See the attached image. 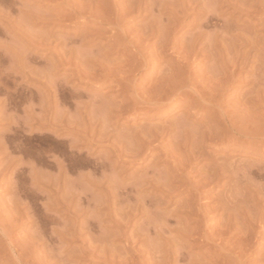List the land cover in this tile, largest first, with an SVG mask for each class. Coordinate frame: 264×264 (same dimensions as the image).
I'll return each instance as SVG.
<instances>
[{
    "label": "rangeland",
    "instance_id": "1",
    "mask_svg": "<svg viewBox=\"0 0 264 264\" xmlns=\"http://www.w3.org/2000/svg\"><path fill=\"white\" fill-rule=\"evenodd\" d=\"M6 1L5 0H0V15H1L0 16V55H1V57H3V58H1L2 60L0 59L1 60L0 67L2 68V72H0V76L2 78L4 77V79L6 78V80L9 79L10 76L11 77L13 76V77L12 78L10 77V79H9L10 82H8V80H7V83H8L7 85L8 86L6 85V87L4 89L5 91H3V90H2L3 92L0 91V102H1L0 103V141L3 143V141H5L6 139L8 141L9 138H10L11 141H8V142H13V143H11L12 145L18 146L20 144L19 145L20 147L18 146L19 149L16 151V153H19V151H20V153H19L20 156H19V154H16V153L14 154L15 151L12 152L13 154L11 153L12 157L15 156L14 158H16V160H18V162H21V160H23V159H27V161L25 160L24 162H28V160H34L35 158L39 160L41 158V157H39L40 154H41V151L43 152L42 154H45V155H48V153L50 152L49 154H51L53 156H49L48 155L50 158L52 157L51 159L49 158L50 161L48 163V167L46 165L45 166L46 168L45 167H39L38 169L42 170V168H43V171H48L47 173H51L52 174V176H53L52 179H55V180H58V181H59V179L65 178L67 176L66 177L67 179H61L59 181L58 186L60 185V187L58 189L51 188L52 190L56 189L57 192H56V190H54L52 192H56L57 194L49 192V193H51V194H49V197H50V199L52 198L51 200H49L50 203H52L50 205H53V206L49 207V205H47L46 208L48 209V207H49L48 210L45 208V205L48 202L43 199L44 197L41 194L42 192L40 190H38V189L36 190L37 191L36 194H34L35 191L34 192L32 191L33 193L31 194L30 193L31 191L29 190V192L25 193L26 196H23L22 199H21V201L23 203V205H22L23 207L22 208L25 209V210L22 209L24 211L23 213L26 215L25 212H27V210L30 209L28 211V213H30V217L32 215L36 216V214H37V216L35 218H33V219L36 222H39L38 225H40V226L41 225L42 226L45 225L46 226L45 222L47 223L50 220L49 224H51V225H48V223H47V225H48L47 228L48 229L45 228V229H47L46 234L50 238L49 249L46 251L47 252V256L49 254H51L50 252L53 253L52 257H51V255H49V257L51 258V261L53 260V262H51L49 257H48L49 263L50 264H52V263L53 264L54 263L55 264H58V263H60V264H62V263H64V264H121V263L125 264L124 261H122V259L123 260H127L129 262L130 260L128 258H130L131 261L129 263L127 261H125L126 264L127 263L128 264H137L135 262L139 261L141 259L140 255L138 256V254H143V255H141V256H143L142 257V261H140V263H138V264H141V263L142 264H177L178 262H179L178 264H198L197 262H199L200 258L203 261L200 259L201 262H199V263H202V264H213L214 261L212 259H214L216 257V255H219V256L216 257L219 262L215 259V261H217V264H225V263L228 264V262H229V264H233L235 260L238 262V259H236L235 256L236 255L239 256V254L241 253L239 247L242 246V245L240 246V242L242 241L241 237L243 236V234L245 232L247 233L249 231H251V233L256 231L255 232L256 235H254L255 237H252V239H251L252 241L251 240L249 241L250 242L249 245H248V243H246L244 241L241 242L244 245V247L242 249L244 250L245 254H247V256H248V257L245 258V259H248L245 264H264V254L262 253V252H264V140L257 139V140H254V141H252V140L248 141V139L246 140L245 138H239L237 141L233 140V141L230 142V144L233 145L234 147L232 146L229 149L226 148L227 147L226 143H228V140L227 141L225 140V142L223 141L222 144L218 143L219 145L216 144L215 142L208 143L209 145L206 148L207 151L209 153H212L213 156L216 157L217 159H220L221 163H223L225 161L224 159H226L227 165H229V164L232 165L233 164V166L231 168H233L234 170H233L232 173H228L227 175H225L224 176L225 178L222 179V182L218 186H216L215 188H211V189L209 188L208 190H206V193L203 195V197H201L200 200L196 201L194 206L198 207V206H203L204 205L203 208H196V209H202V214H204V216H205V223H206V225L208 227L211 226L210 228H212V230H215L216 227L217 228L220 227V229L222 228V224H223L222 222H225V219H227L226 216L228 217L227 214H229V212L233 213V211H234L236 213V214L234 213L235 217L236 216H238V217H236V218L234 217V223H233V226L230 229L231 232L229 231L227 233V234H230V235H226V234H222V235H219V236L218 235H215V236L212 235V238H211V235H210L209 236L210 239L208 238L210 240V244H208L210 246V248H209V246L207 247L206 246L207 244L205 245V243H204V241H205V240H203L204 238L199 236V234L197 235V234H195V233H193L191 231L192 228L196 226V224L198 225L197 222H194L196 215H194V216L192 215V216L189 217L187 215V213H185V210L183 208L184 207L183 206L184 202L187 200V198H188L187 195H189V192H176V193L174 192V193H168L167 194V193H163L161 191H156V190H154L152 188V186H149L150 185L149 178H150L151 181L155 182V180L158 179L157 177L160 178V176H162L161 174H163L162 172H163V170H165V167H170L171 165L173 166V162L170 159H169V162L168 161L161 162V160H163L164 158L162 156H159V152H160L159 150L151 152V155L147 159H143V160H139V159L134 160V159H131V158H130V160H128L129 158L126 159L124 157L118 159V157H116V154H113L111 152V146H110V145H112L113 142L114 143L115 142L118 143L119 141H121V139L123 140V138L128 139L129 137L127 138L126 136H129L131 134V132H133V130L138 128L139 126L140 127H145V126L146 127H148V126L150 127L151 125H152L151 127H155V125H156V127H159L160 125H161L160 127L170 126V128L173 129L172 131L170 129V132H169V134L172 136L171 140H174L175 138H177V136H176L177 133L176 132H178V131H175L177 128H178L177 130H179V129L181 130L182 128H186V127L189 128L190 125H193V124H190L192 121H193L192 123H194V121H196V123H197V124L194 123V125L196 127V130H194V131H198L199 129L202 130L203 127L206 130L208 128L207 123H206L205 120L202 121L204 119V115L201 114L199 116H196L195 115V111L193 109L192 110L194 112L191 110L190 107L182 105L181 104L182 100L179 101V99H178L177 103H179V105L178 106L175 105V107H173V109L169 108V106L167 105L169 110L166 109L167 107H165L163 110L164 111L168 110V111H165V113H158L157 111H152L149 114H144V113L142 114L141 113L137 117L132 118L131 120H128L127 118L129 116H123V117L117 118V117H115L117 114L113 113V115L112 114L109 115L108 113L105 114V111H104V115H109V116H107V118L108 117L109 118L108 119L105 118L106 116H104V115H103L104 116L103 117L102 116L103 112L101 114V111H99L102 108L101 107L102 101H100V100L103 99L102 98L103 95H106V94L109 95V96H107L105 98V100H103V101H105L103 103H107V101L110 98H116L117 101H121L122 100V96L118 97L117 91H115V88L117 89V87L103 85L101 83L103 80L99 81L97 78H93L94 80H91L90 81L91 83L87 86L86 85L87 84L86 80L82 81L81 79H75L76 78L75 77V74H76L75 66L70 67V68L69 67H59L57 71H55V70H53L51 68L48 69L49 65L47 67V64H45V63L49 64V62L54 61L55 55L50 53V51L48 49H38L36 47L34 49V47H33L34 45L30 41L24 40V39H22V37L20 38V36L17 35L19 33H17V34L15 33V32H18V31L19 32H22V31L30 32L31 31L30 33H32V30H33V32H36L37 34L40 33V35H42V34L46 35V33H48L47 35L51 34V35H53L52 36L53 39L49 38L50 39L49 41L50 42L53 41L52 45L53 46L55 45V47H58V50L61 51V48L63 49V46L65 45L66 42H68L67 45L70 44L69 41H68V38L73 37L74 35H78V34H84V33L89 34L90 31L93 28V27H91L92 25L91 24L89 25L88 22H86V21H82L80 18H76V17L74 18V16L71 17V18H61L60 20H53L55 18V16L52 14L53 11L50 13V9H52L51 8L52 6H50L49 4H51V2L47 3L45 0H12V1L11 0H6ZM113 1H115V0H113ZM116 1H117V3L123 4V5L126 2V0H124V2H123V0H116ZM119 1H121V2H119ZM148 1H150V0H145V3L147 4ZM160 1L164 2V0H159V2ZM172 1L171 2H169V1L167 2V0H166L165 2L169 3L168 6H170V3H171V5L173 3L174 4L173 6L177 7V5H178V7L180 8L181 5H179V3L176 2V1H179L180 3H182L181 0H174L173 2ZM186 1L190 2L189 4L186 5L188 7H185L187 9L189 8L188 9L189 12H187L188 15L186 13H184V12L188 11L187 9L184 8V11H182V12L184 13V16H185V14L187 15L186 16L187 17L186 18L187 22L189 21L191 25L188 24L189 22L188 23L186 22V25L188 24L187 26L185 24H182V26L184 25L185 27H181V25H179V27L182 28V29L180 28L181 30H179V33H178V36H179L178 38H180V40H179V42H178L179 44H177V46H178L179 49L182 48V46H183V45H181L182 42H183V38L186 39V41H187L189 39V37H191V34L194 35L195 31H196V33L197 32H201V29L204 28L205 32L204 31H203L204 33L202 32L203 33V37L205 36L203 38L204 40L200 41V43H198V45L200 44L201 47H200V45L199 46L197 45L196 50L199 48L203 52L204 49H205V52H206V49H208V46L213 41H215V44H216L221 39L222 43H221V41L219 43H217V47L218 48L221 47L219 49L222 50V51L223 50L224 51H226V50L228 51V49H226L224 47H227V48L230 47V49H231V47L233 46L232 44L234 43V42L231 43V41H234L235 40L234 38L238 37V36H234V34L236 32L233 34V37L231 36L232 34H230L231 33L230 25H232L234 22L237 23V25H240V24L243 25V27H242V25L236 26L235 23L232 25V28L236 27L235 29H237V32L239 30H242V31H239V33H237V35L240 34V32H241V34L242 33L245 34L244 33V31H245L244 27H245L246 30H247V28H250V29L252 28L253 30L252 29L251 30L254 33L251 34L252 32H250V35H253L255 37L257 36L256 41L259 39L258 40L259 42H256V41L255 42L264 44V10H262L261 8H257L255 10L253 9L252 12H250V11L247 12L246 10L244 12V11H241L240 9H239L240 11H237L238 9L235 8L234 5L230 6V5L224 4L225 6H223V4L220 5V3L218 5H220L223 8H220V6L218 8V7H216L218 5L215 4L216 0H214V4H213L214 6H210V4H208L209 1H210V3H212L213 0H205V1H208V3H207L208 5H204L205 2L203 3V5L207 6L208 8L207 7L203 8L204 6H202V8H200L199 5H201L204 0L202 2H199L200 0H196V1L195 0H186ZM256 1H261V0H256ZM152 2H154V4H156V5H157V3L159 4L158 0H154ZM174 2H176L177 5ZM234 2H235V0L233 1V3ZM198 3H201V4H198ZM191 5H194L195 8H193L194 6H191ZM212 7H215V9L212 8ZM181 8H182V6H181ZM190 8H192L193 10H190ZM195 9H197V10H195ZM201 9L202 10L204 9L203 10L204 13H203V11ZM207 9H210V10L212 9L211 12H213V9H214V11L217 9L216 10L217 13L215 11L214 14L218 15V17H220V18H217L216 15L209 16V15H211L213 13L210 14L209 10H207ZM157 11L158 10H156V12ZM205 11H207L209 13H207ZM156 12H155L156 15L158 13H160V11H158L157 13ZM163 12H165V11L163 10L161 12L164 16L163 15H161V16H163L162 19L166 20V21H162V22H163V24H165L167 22V18L166 17L170 14V11L169 10L167 11L168 14H166L167 12H165V14H164ZM44 13L49 15L48 19L43 20V19H38L37 18L38 16H42V14L44 15ZM149 13L150 12H148L147 10L146 11L144 10L142 16H136V13L134 12L133 14H131L133 16L130 15L129 18H128L131 21V22H129V26H133V25H135V27H137L136 25H138V27H139V25H140V27H141V25L146 26L149 23V19L151 21V19L153 18V17H151L153 15L151 13L150 14ZM2 14H4V15H2ZM34 14H35V16L36 15L37 16L35 17ZM39 14H41V15H39ZM155 14H154V16H156ZM50 15H51V19H50ZM204 15H206V16H204ZM161 16H159V14H158V17H160V19H161ZM171 16L172 15H169L168 17H171ZM207 16H209V19H208ZM147 17L148 18L150 17V18L147 19ZM210 17L211 18L212 17H216V18H213V19H215V20H213ZM205 18L208 19V21ZM204 20L206 22H204ZM27 22L29 24H27ZM224 22L226 23V26H224V24H223ZM228 22L230 23L229 25H227ZM145 23H146V25H145ZM177 23L179 24V22H177ZM210 24L211 25H215V26L217 25V27L215 28L214 26H210ZM28 25H29V27L31 29L29 28L28 30H26L28 28L27 27ZM199 25H200V28L197 29ZM201 25L203 26V28H201ZM220 25H221V27H220ZM222 26L225 27V28L227 27L228 30H229L228 31L229 33L227 32V28L225 29ZM191 27L192 28L195 27L196 29L195 28L192 29ZM238 27L241 28V29H239ZM188 28H191V29L189 30ZM214 28L217 29L219 32L216 33L217 30H215ZM219 28H221V29H219ZM232 28H231V30H235L234 28L233 29ZM223 29H225V30H223ZM13 30H15V31H13ZM191 30H192V33H191ZM197 30H200V31H197ZM221 30L225 31L224 34H223V32ZM247 31L249 33V30H247ZM206 32H208V33H206ZM232 32H234V31H232ZM255 32H257V33H255ZM185 33L188 36L189 35L190 36L188 37L186 35L187 36L186 37ZM212 33L213 34H218L219 33V35H217V36H219L220 39H219V37H217V39H216L217 42H216V40L212 41V39H211V38H213V39L216 38V37L215 38L213 37L214 35H212L211 37L209 36V34H212ZM225 33H226V37H229L228 41H226L227 38H224V36H223V35H225ZM227 33L230 34V36H228ZM207 35L210 37V41L211 42L207 41L209 39V37ZM253 36H248V37L252 38ZM258 36L260 38H262V39L258 38ZM55 37H56V39H54ZM230 37L233 38L234 40L233 39L230 40ZM222 38H224L223 39L224 42H223ZM57 39L58 40L59 39H61V40L64 39V40L63 41L59 40L60 41L59 42ZM65 40H67V41L65 42ZM89 40L90 41L92 40L90 36L87 38L86 42L89 41ZM238 40L240 41V39H238ZM49 41H47V42H49ZM97 41H99L100 43H104V41L107 42V39L106 38L105 39L104 38H98ZM155 41H157V39H153L151 41V44H153ZM186 41H184V42H186ZM188 41H191V40H188ZM188 41L186 42V44L188 43ZM205 41H206V43H205ZM237 41H235V42L239 44L240 42H237ZM241 41H242V39H241ZM260 41H262V42H260ZM86 42H84V43L78 42V43H76V45L73 44L75 46V48L72 45L73 46L72 48L75 49L74 51L77 54H78V52L76 50L79 49V52H80L79 54H82L84 52V50H85L83 55L80 56L78 54L79 57H81V58H84V55L86 53H87V55L90 53L89 48L86 47L87 45H85ZM203 42L205 44H203ZM63 43H64V45H63ZM79 43H80V45H79ZM224 43H225V46H224ZM236 43H234V45H236ZM242 43H244V41H242ZM242 43L240 45H242ZM183 44H185V43H183ZM219 44H223V45L220 46ZM226 44H228V45H226ZM238 44H237V46H238ZM261 44H259V46L261 48L264 47V46H261ZM78 45L81 46V47H79ZM204 45H206V46L208 45L207 48ZM65 46H64V50H67V48L68 49L71 48V46H69V45L67 47H65ZM222 46H223V49H222ZM14 47L15 48L17 47V48L15 49ZM152 47L149 50H147V54H148V51L150 53V51L152 49L154 50L155 47L154 46H152ZM21 48H23V49H21ZM211 48L212 47L210 46L209 49L211 50ZM219 49H218V51H220ZM248 49H250V48L248 47ZM260 49L257 50L258 52L256 51V49L255 50L253 49L252 55H253V52L254 53L257 52V54H255V56H256V55H258V53L260 51V55H259L260 58H262V56L264 58V55L261 54V50ZM19 50H20V52H18ZM86 50H87V52H86ZM210 50L206 52L207 54H209L208 58L211 57L210 56V54H211ZM262 50L264 51V48H262ZM22 51H23V53H22ZM81 51H83V52H81ZM5 52L6 53L8 52L9 54L8 53L5 54ZM24 52H26V53L28 52L27 53L28 56H29V54H31V55H35V57L37 58L35 64L33 63L30 67H28V69H29L28 71H30V72H26L23 69H22L23 70L22 71L21 68H20L21 64H22V60H20V58L17 57V56L19 54L26 56L27 54L24 53ZM166 52H167V50H166ZM198 52H200L199 54L201 56L198 55L197 56L198 59L196 58V60L200 59L202 62L201 61H196L194 71L196 69L198 70L199 68L200 69L203 68V69H206V70L210 69V66H212L211 65L212 63H210V62H212V61L211 60L209 61V59L208 60L206 59L207 60V62H206L205 58L203 59V56L206 53L203 52L204 54L202 55L201 54L202 52L200 50ZM11 53L15 54V55H12ZM170 53L171 52H168L167 54H170ZM227 53H229V52H227ZM221 54L222 53H220V55ZM223 54H224V52H223ZM162 55L164 56V54H162ZM12 56L13 57L16 56L17 58L16 57L15 58L17 60L15 61L14 60L15 58H12ZM163 56H162V58H163ZM170 56L168 55L166 57V59L168 57L169 58L167 60L171 59ZM172 56H173V54H172ZM205 56H208V55H205ZM10 57H11L12 62H13L12 64L10 62L11 61ZM76 58H77V56H76ZM172 58L177 60V57H172ZM260 58L258 59L259 61H261ZM26 59H27V57H26ZM26 59L24 57L23 60L25 61ZM210 59H212V58H210ZM8 60H9V64H8ZM251 60L253 62L251 63V61H250V65L245 67L246 69L242 71L243 73L241 72V75H240L239 79H237L239 82L237 80H236L237 81L236 83L234 82L235 86L233 85V89H232L233 91H231L230 94L228 93L229 95H227L225 91L223 92V90H221L219 87H217L218 91H220V90L222 91V92L220 91V95H217V93H219V92H216L215 93V95H216L215 97L216 98L214 100L211 101L210 99L209 100L205 99L206 101H204V102L198 101V106L200 105V109L203 108L201 110L204 111V109L208 108V110L211 109L209 111L210 113H212L214 110L215 111L217 110V112H218L219 109L215 107V105H217V102L215 103V101H217L216 99L219 96L220 97L218 99L221 98V100H218L220 102L218 104L220 105V108H222L224 110H228V108L230 110L231 109L230 107H233L234 104H235L234 102H237V101H238V103H242L244 101V99H245L244 102L246 103L247 98H249V96H251V94L254 96L255 95L254 92L250 93L252 90L249 91V93H246V92H248L247 89L250 90L249 88H251V85H250L251 84L250 83L251 79L252 80L254 79L253 78L254 77L253 76L254 73H252L253 69L255 68V71H256V67H259L257 63L254 64L255 66L257 65L256 67L253 66V63L256 62V60L254 58H251ZM19 62H20V64H19ZM262 62H264V59H262ZM164 63L167 65V62H164ZM207 63H209V64H207ZM13 64H15V65H13ZM165 64L164 65L162 64V65L166 66ZM216 64H218V63H216ZM37 65H38V67H37ZM199 66H201V67H199ZM11 67H13L14 70H13V68L11 70ZM33 67L35 68V70H34ZM197 67H199V68H197ZM162 68H161V65H160L159 70H161ZM200 69H199V72H203L204 71L203 69H201V70ZM37 70H38V72H35ZM49 70H51V71H49ZM197 70H196V73H197ZM238 70L240 71V69H238ZM238 70H237V73H236L237 75L240 74V72ZM14 72H16V73H14ZM45 72L46 73H48V72L51 73L52 72L51 73L52 76L50 75V77H52L51 79L59 80L60 82L62 81L63 83H65V85H66V82H67V84L69 85L68 87H71V88L74 87V91H75V93L77 92L76 93L77 95L80 92L79 94H81V96H79V95L78 96H79V98L81 97L80 98L81 100L78 98L79 101H80L78 103L79 104L78 105V110L80 108V110H82L84 112V114L82 115L83 116L82 119H84L85 122L84 121L83 122L86 123L85 128L87 129V133L84 132L82 134L84 137L81 138L82 141H85V142H82V143H87V144H83L84 145L83 146V148H84L83 158H81L80 161L77 160V159L75 160V159L71 158L70 161L73 164H71L69 162L70 164H68V165L70 167L68 168L67 171H65L66 173L65 172L62 173L63 172L62 170L60 171L61 172L60 173V177L64 174L61 178H57L58 175H59L58 173H59L60 169L58 170V167H57L56 163H57V161L58 162H62V160L64 158L63 157L64 153L71 154V152H72L69 149H68L69 152L67 150H66L67 152H65V150H64V149H67V148L65 147V144H64L65 142H63V139H62L63 137L60 136L64 131H60L59 129L58 130L57 129H53L52 127H48V128L44 127L42 129V131H40V133L38 132L40 135L36 134L37 133L36 131L39 129L40 126H38L37 124H36L37 126L35 125L36 120H34V119L39 116V115L36 116L37 114L41 113L40 112V107L43 104V102L41 101L42 99L40 98V96L42 94H43V96L48 94L47 93V88L45 86H49V82L48 81H50V79L48 77L49 75L45 76V74H46ZM1 73L2 74L5 73L4 76L1 75ZM35 73H38V76H41V77H38ZM146 73H149V72L148 71H145V72L143 71V73H141V76L145 75ZM159 73H160V71H158V73L156 75V78H154L153 82L156 81ZM41 74H43L44 76H42ZM53 74H55V75L53 76ZM18 75L21 77V79H19ZM32 75L35 76V77H33ZM5 76H7L8 78L5 77ZM22 76H24V77H22ZM42 77H44V78H42ZM46 78H47V80H45ZM95 79L98 80V83L96 82ZM39 80L40 81L42 80V81L40 82ZM51 81H54V80H51ZM153 82L148 83L146 88L151 87ZM216 83H217L216 81L212 82V84H216ZM46 84H48V85H46ZM6 88H7V90H6ZM12 88H13V90H12ZM7 91H8L9 94H12V95H13V93L16 94V95H14L12 97V99L14 98V100L12 101V104H10L11 106L10 105L8 106L9 109L7 107L5 108V106L3 104L5 98L7 97V94H8ZM234 91H235V94L233 93ZM10 92H12V93H10ZM37 92H39V93L37 94ZM45 92H46V94H45ZM67 93H68V91H67ZM72 93H71V95L69 93V98H68L69 101H68V103L66 102L64 105H62L61 108H59L60 111L58 109L57 111H55L53 113V115L51 114L54 118H56L55 117V115H56L58 117V119H59L61 117V115H59V114L62 111H65V109L68 110L70 107H71V109H69L70 111L68 110V112H70L71 115L75 113V110L77 109V105H75V104H77V101H78L77 97L78 96H75L76 94H74V93L72 94ZM245 94L247 96L246 98L244 96ZM207 95L208 96H206V97L209 98V94H207ZM211 95L212 94L210 93V96ZM221 95H223L225 97H221ZM31 96H32V98H31ZM33 96H35V97H33ZM100 96H101L102 99H99ZM2 97H3V99H2ZM90 97L96 98V102H97V99H99L97 104L95 103L94 99H92ZM227 97H229L230 101H233V100L234 101L231 102V104H230V101L228 102V98ZM72 98H74V100L77 99V101L75 100L76 103L73 101ZM222 98L224 100H222ZM240 98H242V99H240ZM1 100H3V101H1ZM91 101H94L93 104L95 103V105H94L95 107L97 105H99V110H98L99 112H97V108L98 107L96 108V111L94 110V108H93L94 106H92L93 104H92ZM208 101L214 102L215 104L210 103ZM206 102H207V104H205ZM227 102H228V105H225V104H227ZM72 103H73V105H72ZM238 103H236L235 106H238V105L241 106V104H238ZM229 104L232 105V106H229ZM260 104H262V105H260ZM39 105H40V107H39ZM87 105H89L87 107L88 109L86 108ZM196 105L194 104V106L199 109V107H197ZM201 105L203 107H201ZM205 105L209 106V107H205ZM247 105H248V109L251 108L250 109L251 111L250 110L248 111V109L245 108ZM247 105H245V107H243V105H242V107L245 108L248 112H250V115H255L256 114L255 113L256 110L260 114H262L264 112V103H262V102L256 103V104L254 102H252V103L247 104ZM227 106H229V107H227ZM257 106H258V108H257ZM74 108H75V110H74ZM189 109L191 111H189ZM200 109H199V111H201ZM186 110L188 112H190V113L186 112ZM34 112L37 113V114H35V116L33 115ZM191 112H192V114H191ZM6 113H8V114H6ZM85 113H86V116H84ZM41 114L43 115V113H41ZM44 114L45 115H43V118L47 117L48 116L47 114H49V113H47V112L45 113L44 112ZM187 114L192 116L193 118L189 119L190 117ZM66 115H68V114H66ZM66 115H65L66 120H67V118H69V119L71 118V115H69L70 117L66 116ZM99 115H101V116H99ZM4 116H5L7 121L4 120L5 119V118H3ZM32 116H34L35 118L33 119ZM52 116H48V117H50L49 118L50 120H51V118L54 119ZM113 116L115 118H113ZM184 116L185 117L188 116L189 118H187V119H189V120H187ZM9 117H11V118L13 117L14 118L13 120H15L16 122L18 121L19 123L23 124L24 126L28 125V122L29 123L31 122L33 127H31L30 124H29L30 126L29 125L28 126H29V128L31 127L32 129H35L34 132H36V133L33 132L32 135H31L29 133L30 131H28V133H27V130H24V129H20V130H18V132H16L15 131L16 129L14 127H12V121L9 120V122H8L7 118H9ZM48 117L45 118V119H48ZM73 117L76 118L75 114H74ZM101 117H103V118L101 119ZM182 117H183V119H182ZM195 117H197L198 119L195 118ZM1 119H3V120H1ZM32 119L34 120V122H33ZM69 119H68V121H69ZM96 119H97V121H95ZM180 119L181 120L186 119L189 122L188 123L189 126L185 125L184 127H181L182 126L181 124H183V123L180 122L181 121ZM55 120L56 119L51 120L52 121L51 123H54ZM100 120H101L102 123H100ZM102 120L105 121V123H104L105 125L107 124L110 127V129H111L110 132H109V127L107 128V126H105V128H107V130H103L105 128H103V126H104L103 122L104 121H102ZM174 120H175V122H174ZM15 121H13V122H15ZM57 121L58 120H56V122ZM107 121L110 124L106 123ZM93 122L95 124H93ZM96 122H98V123H96ZM183 122L185 124L186 121H183ZM25 123H27V124H25ZM115 123H116V125H115ZM101 124L103 126H101ZM176 124H178V125L180 124L181 126L179 125L180 126L179 127ZM92 125H95V126L97 125V126L93 127ZM174 126H175V128H174ZM29 128H28V130H29ZM31 128H30V130H31ZM90 128H93L92 132H93L94 135L91 134L90 130H92V129H90ZM192 128H189V129H191L190 131H192ZM197 128H199V129H197ZM204 128H203V130H204ZM99 129H100V131H99ZM193 129H195V128H193ZM101 130L104 131V136H105V133L108 131L107 135L105 137L106 138H107V136L109 137V139L111 141L110 145L107 144V143L103 144V143L99 142L101 136L103 135V131H102V134H101ZM126 131H128V132H126ZM120 132H121V135H120ZM14 133H16L15 134L16 137H15ZM126 133H129V134H126ZM11 134H12V136L14 135V137H15L14 140H13V137L11 136ZM124 134H125V136H123ZM85 135H86L87 138L85 137ZM92 135H93V138H92ZM99 135H101V136H99ZM113 135L114 136L117 135L118 138L114 137V138H116L114 140ZM59 136L62 137V138H60ZM65 137L67 138V136H65ZM68 137H70L72 139V137H74V136L70 133ZM167 139L170 141V137L166 138V142H168ZM86 140H87V142H86ZM116 140H119V141H116ZM28 141H30V143L32 142L31 143L32 145H29ZM96 141H97V143H96ZM176 141H177V139H176ZM170 142H172V141H170ZM173 142H175V140ZM5 143H6V141H5ZM25 143H28V144H25ZM37 143L40 144L38 146H41L42 150L40 149V147H37ZM67 143H70V140L68 141V139H67ZM98 143H101V144H98ZM236 143L237 144L239 143V144L236 145ZM34 144H35L37 149L39 148L38 150L36 148L35 149L31 148L32 146L35 147ZM63 144H64V146H63ZM24 145H26V146H24ZM42 145L44 146V150H43V146ZM104 145H106V146H104ZM27 146H31L29 150H28ZM21 147H24V149L21 148ZM235 147L236 148L239 147V148H237V150H236ZM21 149H23V150L21 151ZM31 149H32L33 152L34 151L38 152V153L35 152L37 156L35 155V153L30 151ZM24 150H28V152L27 151L25 152ZM44 151H46V152L48 151V153L46 154V152H44ZM21 152L22 153L24 152V154H26V155L28 154L27 157L30 158V159H28L27 157L26 158L23 157V156H26V155H24V154L21 155ZM39 152H40V154H39ZM157 155H158V157H157L158 159L156 158L154 160V156H157ZM2 156H3V159H1L2 158L1 156H0L1 157L0 159L3 161V162L1 161V163L3 164V163H5L4 160L6 161V160H8V158L5 157L6 158L5 159L4 155H2ZM22 157H23V159H22ZM207 164H208L207 160H202L201 162H199L196 165V170L202 169V166L207 165ZM20 173H22L24 175L26 174L25 176H29V173L27 174V170H24L23 167H22V170H20ZM153 173L155 175H153ZM156 174H157V176H156ZM54 176H56V177H54ZM143 176H145V178ZM12 177L13 176H9L8 175V179H10V178L12 179ZM140 177H143V178H140ZM110 179L111 180L113 179L114 181H116L115 183L117 185H115L114 181L113 180L111 181ZM55 180H53V181H55ZM14 181L16 182L17 180H14ZM30 181L28 180L26 182V184H27L26 185V189L28 187H29L28 189H30L33 185H36L35 181H34V184H33V181H31V182ZM101 181H103L102 184L100 183ZM11 182L15 183L13 181H11ZM55 182L57 183V181H55ZM60 182H63V183H60ZM66 182H68L67 183V185L69 184L68 186L66 185ZM108 182H110V184ZM132 182H135L136 185L133 184ZM141 182H144V184L145 183L146 184L145 185L143 184V186H141ZM31 183L33 185L30 187L29 185ZM56 183L53 182V187L57 186ZM5 184L0 186V188H1L0 189L1 190L0 191V198L2 199V200L0 199L2 201L0 203L5 204L4 208L2 207L3 204H0V211H3V212H0V214L2 215L3 219L5 218L4 219V220H6L5 222L8 223L6 217H8V218L10 217V216H8L10 214L9 213L7 214V210L8 211L10 210V208L8 206H9L11 200H12V195H11L12 192L11 191H13L12 190L13 187L10 186L11 184L10 185H8V183H5ZM54 184H56V185L54 186ZM100 184L102 185L103 189L105 187L106 188L103 190L101 188ZM103 184H105V185H103ZM132 184L134 186H136V187H134L135 190L132 189V186H133ZM64 185H66V186H64ZM120 185L122 186V188H125V189L121 191V187L119 188ZM72 186H74V187L72 188ZM114 186H116V191L114 189L115 188ZM6 187L8 189L10 187L11 188L8 190ZM184 187H186V185ZM35 188L36 187H33V189L31 188V190H34ZM72 189H73L74 192L72 191ZM107 190H109L110 192L107 191ZM38 191L40 192V194H38L39 193ZM113 192H117V194L116 193L114 194ZM129 192H132V193H129ZM29 193L32 196L29 195ZM120 193H122V194H120ZM126 193H127V195H126ZM33 195H34V197H33ZM117 195H119L120 197L118 196V198H116ZM9 197L11 198V200L8 199ZM228 197L231 200V206L234 207V208L232 209V207L230 206L229 211L227 209L226 210L227 212H225L223 209H221L222 208L221 205L224 204V199H225V201H226V198H227V200H229ZM121 198H122V200H121ZM123 198H125V200ZM128 198H129L130 203H128ZM30 199L31 200L33 199V200L31 201ZM62 199L66 203L62 202ZM107 199H109V200H107ZM35 200L37 201L36 203H35ZM42 200L45 201L46 204H42V203H44ZM102 200L104 202L109 201L112 204V205L110 204V207L112 206L111 209L110 208L107 209L106 206H104L106 203H104ZM126 200H127V204L124 203V202H126ZM5 201H7V203H9V204L4 203ZM8 201H10V202H8ZM141 201H143L142 204H141ZM26 202H27V204H26ZM100 202H101V204H99ZM28 203H29V207H28ZM33 203H35V204H33ZM97 203L99 205H101L102 207L101 206L99 207V205ZM103 203H104V205H102ZM113 203L116 204V205H114ZM151 203L154 204L153 207H147L146 206L148 204L150 205ZM6 204H7L8 208H6ZM125 204L128 205V206H126ZM137 204L141 208V210H143V209L144 210L143 211L140 210L141 212H139V213H137V212L134 213ZM144 204H146L145 205L147 207L146 210L149 209L147 211V213L145 212V208L146 207L143 206ZM232 204H234V205H232ZM25 205H27L26 208L24 207ZM34 205H35V207H33ZM67 205H69V206H67ZM129 205L133 206V207H130ZM123 207H125L126 209H124ZM43 208H45L46 210L45 209L43 210ZM132 208H133V213L130 212V210L132 211ZM121 209L126 210V211H124V215H123L124 217L122 216L123 211ZM108 210H111L113 215ZM119 211L121 212V214L119 213ZM47 212H49L47 214L49 217L45 214ZM2 213H5V217H4V215ZM125 213H126L127 217L125 216ZM132 214H134L135 217ZM27 215L29 216V214H27ZM43 215H46L47 218L45 216H43ZM120 216H122V218H124L126 221L123 220ZM132 216H133V218H131ZM222 216H224V217H222ZM23 217H24L25 220L23 219L24 222L23 221L22 222L25 225H24V227L22 229L18 230L20 235H21V237H23V238L27 237L26 239H31L30 238V237H32L30 235L31 233L34 236H36L38 234L37 236L39 237L40 234H41V233H39L40 226L38 227L39 229L37 231V228H35L36 226H34V222L35 221L32 218H31L32 221L30 219H28L30 217H27V219H26L25 216H23ZM43 217L45 219V222L43 221ZM119 217H120V219L123 220V222H122V220L120 221ZM112 218H114V219H112ZM191 218H192V220H191ZM9 219H10L9 224L11 222L12 223L14 222L13 224H15V222H16L15 220L13 221V219L11 217ZM11 219H12V221H11ZM235 219H236V221H235ZM46 220H48V221H46ZM116 220H118V221L123 223L122 227H121V225L117 224L118 222ZM217 222L218 223H222V224H220L221 226ZM251 223H254L253 229L250 227ZM36 224L37 223H35V225ZM88 224L90 225V227H89ZM8 226H10V225H8ZM49 226H50V229H49ZM85 227H86V230H84ZM74 228L82 229L84 232L81 230L80 234L83 233V236H82V234L80 236V234L77 233L79 235V237L80 238L82 237L83 239H86V241H88L90 239L89 242L92 243L93 246L97 247L98 249L99 248H101V249L104 248V251L102 250V252H104L106 254L104 255V253H103V255H104L103 256L101 254L102 252L100 253L101 249L99 250V252H98V250L95 251V253L91 252V250H90L91 249L90 248L91 244H88L89 242H87L85 244L86 245L85 246V245H83V242H82L83 240L80 239L77 234L75 235L76 236V238H75L73 233H74V230L77 231L78 229H74ZM91 228H92V230L87 231V230H89ZM61 229L62 230L66 229V234H64L65 232L63 233L61 231L62 235H60L59 230H61ZM141 229H144V233L146 235L143 233V230H141ZM29 230H30L31 233L29 232ZM33 230H35L36 232L33 231ZM18 231L16 233H18ZM23 231L25 233H23ZM48 231H49V233H48ZM67 231L69 232V234H67ZM124 231L127 234V235H125V237L121 236V235H123ZM149 231H150V233H149ZM71 232H72V236L73 237H71V235H70ZM77 232H79V231H77ZM258 232H260V233H258ZM26 233H30L29 234V236H30L29 238L27 236L28 234H26ZM34 233H37V234H34ZM138 233H140V234H138ZM51 234H52V236H51ZM140 235H143V237H140ZM196 235H197V237H196ZM223 235H224L225 238L228 237V236L232 237V240H231L230 237H228V238H230V239H227L228 241L227 240H225L224 242L222 241L223 243L226 244L227 248L225 246H223L224 244L221 243L220 240L219 241L217 240L218 237L220 239V238H222ZM127 236H128L129 239H127ZM257 236L258 237L260 236V237L258 238ZM92 238H95V240H93L95 242L91 241ZM225 238H222L221 240H223ZM3 239H4V237H3ZM211 239H213L216 243L214 241H212ZM202 242L204 243L203 244L204 247H202L203 246ZM3 243H4V241H3ZM41 245H42V242H41ZM99 245L102 246V247H99ZM171 245H172V247H170ZM50 246L52 247V249H51ZM230 246L232 248H236V249L234 250ZM248 246H250L251 248L253 247L252 249L256 251V255L251 253V250H250L251 248L248 247ZM85 247H86V250L84 249ZM174 247H176L175 249L177 250V252L175 251ZM214 247H217L218 251L219 252L221 251V253H223L225 255V258L223 257V255H221V253L217 252V248H215V250H214ZM223 247L226 248V250ZM105 248L108 250L107 252H105L106 251ZM230 248L232 249V251L229 253L227 251V249L230 251ZM42 249H43V247H42ZM40 250H41V248H40ZM243 250H241L242 253H244ZM1 251L4 252V253H2ZM1 251H0L1 252L0 254H5V256L3 255V257H6V258L2 259L3 261L5 259L6 261H8V263L15 264L14 263V259L11 258V254L9 255L8 252H5V250H1ZM42 251L43 250H41L40 253H39V250H38V255H40ZM204 251H205V253H204ZM235 251L238 254H236ZM168 252H169V254H168ZM180 252L182 254V255L180 254V256H182L181 257L182 260L177 259V258H180V256L177 255L176 253L179 254ZM224 252H226L227 254H225ZM261 253L263 254V256H261L262 255ZM7 254H8V256H6ZM189 255H190V257L192 256L193 260L189 257ZM242 255H244V254H241L240 257ZM53 256H54V259H53ZM112 256H113V258L115 257L114 260H113ZM185 256H187V257H185ZM227 256L232 257L233 259L232 258L229 259V257L227 258ZM0 257H1V255H0ZM101 257H103V259ZM107 257H111V258H107ZM207 257H209L212 261L209 258L205 259ZM218 257L219 258L222 257L221 261H223V263L222 262L220 263V260H219ZM197 258H198V260H197ZM9 259L12 260V261H9ZM189 259H190V261H189ZM225 259L226 260L228 259V261H226L224 263ZM159 260H162V261H159ZM163 260L164 261L166 260V261L164 262ZM186 260H188L189 262L186 261ZM205 260H206V262H204ZM4 263H7V262L4 261ZM235 264H237V263L235 262Z\"/></svg>",
    "mask_w": 264,
    "mask_h": 264
},
{
    "label": "bare ground",
    "instance_id": "2",
    "mask_svg": "<svg viewBox=\"0 0 264 264\" xmlns=\"http://www.w3.org/2000/svg\"><path fill=\"white\" fill-rule=\"evenodd\" d=\"M6 1V0H5ZM12 1V0H11ZM47 3H50L51 2V4H49L50 6H52L51 8L52 9H50V13L52 12V14L55 16V18L53 19V20H60L61 18H71V17H73L74 16V18L76 17V18H80L82 21H86V22H88V24L90 25H92L91 27H93L92 28V30L90 31V33L89 34H86V33H84V34H78V35H74L73 37H70V38H68V41H69V43L71 44H68L69 46H71V48L70 49H68L67 48V50H64V46L65 47H67L68 45H67V43L68 42H66L67 40H65V45H64V43H63V49L61 48V51H59L58 50V47H55V45L53 46L52 44V42L53 41H49L50 39L49 38H51V39H53L52 38V36L53 35H51V34H49V35H47L48 33H46V35H40V33L39 34H37L36 32H33V30H32V33H30V32H24V31H22L20 28V30L22 31V32H19L18 30V32H15L16 34L17 33H19V34H17L18 36H20V38L22 37V39H24V40H27V41H30L34 46V49H35V47L36 48H38V49H48L49 51H50V53H52V54H54L55 55V58H54V61H52V62H49V64L48 63H45V64H47V67H48V65H49V68L48 69H53V70H55V71H57L58 70V68L59 67H73V66H75V70H76V74H75V79H81L82 81L83 80H86L87 81V86L91 83L90 81L91 80H94L93 78H97L99 81H101V80H103L101 83L103 84V85H107V86H115V87H117V89L115 88V91H117V95H118V97H121L122 96V100L121 101H117V99L116 98H110L108 101H107V103H103V102H105V101H103V100H105V98L107 97V96H109V95H103V99L101 98V96H100V98L99 99H102V100H100V101H102V105H101V110H99V105H97L96 107L94 106L95 105V103L97 104V102H98V100L99 99H97V102H96V98H92V97H90V98H92V99H94V101H95V103L93 104V102L94 101H91L92 102V106H94L93 108H94V110L96 111V108H97V112H99V111H101V114H102V112H103V114H102V116L104 115V111H105V114H109V115H113V113H115V114H117L115 117H117V118H119V117H123V116H129L127 119L128 120H131L132 118H135V117H137L139 114H149L150 112H152V111H157L158 113H165V111H168L169 109H168V107H167V105L169 106V108H172L173 109V107H175V105H179V103H177V100L179 99V101L180 100H182L181 101V104L182 105H184V106H187V107H190L191 108V110L193 109L194 111H195V115L196 116H199V115H204V119L202 120V121H206V123H207V126H208V128L205 130V128H204V130H203V128H202V130L201 129H199V128H197V129H199L198 131H194V130H196V127H195V125H194V123L195 124H197L196 123V121H194V123H192L191 121V123L190 124H193V125H190L189 126V122L187 121V120H189V119H191V118H193L192 116H190V115H188L187 117H185L186 119L187 118H189V119H184V120H179L180 122H182L183 124H184V122L183 121H186L185 122V124L183 125V124H181L180 122V124L182 125H180L181 127H184L185 125L186 126H189V128H195V129H193L192 128V131H190L191 129H189L188 127H186V128H182L181 130L179 129V130H175V131H178V132H176L177 134H176V136H177V138H173L174 140H175V142H173L174 140H171V138H172V136L169 134V132H170V126H167V127H156V125H155V127H138V128H136V129H134L133 130V132H131V134L129 135V136H126L128 139H126V138H123V140L121 139V141H119V140H116V141H119L118 143L117 142H113L112 143V145H110L111 143V141H110V139H109V137L107 136V138L105 137L106 135H107V132L105 133V136H104V131L103 130H107V128L109 127L107 124L105 125L104 123H105V121L104 120H102V121H104L103 122V124H104V126L101 124V126H103V128H105V126H107V128H105V129H103V130H101V134H102V131H103V135L101 136V135H99V136H101V138H100V141L99 142H101V143H107V144H109L110 146H111V152L113 153V154H116V157H118V159H120V158H122V157H124V158H129L128 160H130V158L131 159H134V160H136V159H139V160H143V159H147L150 155H151V152H153V151H156V150H159L160 152H159V156H162L164 159L163 160H161V162H166V161H168L169 162V159L173 162V166L171 165L170 167H165V170H163V174H161L162 176H160V178L159 177H157L158 179L157 180H155V182L154 181H151L150 180V178H149V183H150V185L149 186H152V188L154 189V190H156V191H161V192H163V193H176V192H189V195H187L188 196V198H187V200L184 202V210H185V213H187V215L190 217V216H194V215H196V217H195V220H194V222H197L198 223V225L196 224V226L195 227H193L192 228V232L193 233H195V234H199V236H201L202 238H204L203 240H205L204 241V243H205V245L208 247L209 245L208 244H210V238H209V236L211 235V238H212V235H222V234H226V235H230V234H227L229 231L231 232V227L233 226V223H234V217H235V215H234V211H233V213H230L229 212V214H227L228 215V217L226 216V218L227 219H225V222H222V223H218L219 225L220 224H222V228L220 229V227H216L215 228V230H212V228H210V227H208L207 225H206V223H205V216H204V214H202V209H196V208H203V206H198V207H195L194 206V204L196 203V201H198V200H200L201 199V197H203V195L206 193V190H208L209 188L211 189V188H215L216 186H218L221 182H222V179H224L225 177V175H227L228 173H232L233 172V168H231L232 166H233V164L232 165H227V163H226V159H224L223 161V163H221V161H220V159H217L216 157H214L213 156V154L212 153H209L208 151H207V146L209 145L208 143H210V142H215L216 144H222V142L224 141L225 142V140L227 141L228 140V143H226V148H231L233 145H231L230 144V142L231 141H233V140H238L239 138H245L246 140L248 139V141L249 140H252V141H254V140H257V139H262V140H264V112L262 113V114H260L257 110L255 111V115H250V112H248L250 109H248V105L247 104H250V103H252V102H254L255 104L256 103H260V102H262V103H264V62H262V59H264L263 58V56L262 55H264L263 53H264V51L262 50V48H264V47H260L259 46V44H261V43H256V42H259L258 40L256 41V39H257V36L255 37V36H253V35H250V32H252V30L250 29V28H247V30H249V33H248V31L245 29V27H244V30L246 31H244V33L245 34H241V32H240V34H238L237 35V33H239V31H242V30H239L238 32H237V29H235L236 27H233L235 30H231V28H232V25L235 23H233L232 25H230V31H231V33L230 34H232L231 36L233 37V34H234V36H238V37H235L234 39L233 38H231L230 37V40L231 39H233L234 41H231V43L232 42H234V43H236L235 41H237L238 39H240V41L238 40L237 42H240L239 44L238 43H236V45H234V43L232 44L233 46L231 47V49H230V47H224V48H226V49H228V51L226 50V51H222V50H220L219 48H221V47H217V43H219L220 41H221V39H220V37L219 36H217V35H219V33L218 34H209V36L211 37L212 35H214L213 37L215 38V39H213V38H211L212 39V41L213 40H216L217 39V37H219V42H217V40H216V44H215V41H213L209 46H208V49H209V47L211 46L212 48H211V50H210V58H212V59H210V58H208L209 57V54H207L206 52L207 51H209L208 49H206V52H205V49H204V51L203 52H205L206 54H204L203 52H202V50L201 49H199L202 53V55L204 54V56H203V59L205 58V60L207 59H209V61L211 60L212 62H210V63H212L211 65L213 66H210V69H208V70H206V69H203V68H201V69H203L202 71L203 72H199V67H201V66H199V67H197V68H199L198 70H197V73H196V70L194 71V68H195V63H196V61H201L200 59L199 60H196V58H197V56L198 55H200L199 53L200 52H198L199 50L197 49L196 50V47H197V45H198V43H200V41H203L204 39V37H203V33L205 32L204 30V28H203V26L201 25V28H203V29H201V32H197L196 33V31H195V33H194V35H192L191 33H192V30H191V37H189L186 33H185V36L187 35L188 37H189V39L188 40H191V41H188V43L186 44V39H184L183 38V42H182V44L181 45H183L182 46V48H178V46H177V44H179L178 42H179V40H180V38H178L179 36H178V33H179V30H181L182 28L181 27H185L184 25L182 26V24H185L186 25V22H187V15H188V13L187 12H189V8L187 9V8H185V7H188V6H186L187 4H189L190 2L188 1H186V0H181L182 1V3H180L179 1H176V2H178L179 3V5H181L182 6V8H181V6H180V8L178 7V5H177V3L176 2H174V3H176V5H177V7L176 6H173L174 4L172 3V5H171V3H170V6H168L169 5V3H166L165 1L166 0H164V2L163 1H160L159 2V0H158V2H159V4L157 3V5L156 4H154V2H152V1H154V0H150V1H148L147 2V4L145 3V0H126V2L124 3V5L123 4H120V3H117V1L115 2V1H113V0H45ZM171 2L172 0H167V2ZM174 1V0H173ZM172 1V2H173ZM196 1V0H195ZM203 0H200L199 2H202ZM233 1L234 0H216V2H215V4H219L220 3V5L221 4H223V6H225L224 4H227V5H230V6H232V5H234L235 6V8H237L238 10L237 11H244L245 12V10L247 11V12H252L253 11V9L255 10V9H257V8H261L262 10H264V0H261V1H254V0H235V2L233 3ZM7 2V1H6ZM10 2V1H9ZM119 2H121V1H119ZM123 2H124V0H123ZM162 2V3H161ZM205 2V4L204 5H208V4H210V6H214L213 4H214V0L212 1V3H210V1H209V3H208V1H203L202 2V4L201 3H198V4H201V5H199L200 6V8H202V6H204L203 5V3ZM11 3V2H10ZM156 3V2H155ZM208 3V4H207ZM9 4V3H8ZM7 4V5H8ZM196 4V3H195ZM220 5H218V6H216V7H218L219 8V6ZM145 6V7H144ZM156 6V7H155ZM190 6V5H189ZM191 6H194V5H191ZM155 7V8H154ZM205 7H207V6H204L203 8H205ZM184 8L185 9H187L188 11H186V12H184V13H186L185 14V16H184V13L182 12V11H184ZM193 8H195V6L193 7ZM208 8V7H207ZM212 8H214L215 9V7H212ZM217 8V9H218ZM220 8H223V7H221L220 6ZM233 8V7H232ZM59 9V10H58ZM158 10V11H160V13H158L159 14V16H161V15H163L161 12L164 10L165 12H167L168 10L170 11V14L169 15H172L171 17H166L167 18V22L165 23V24H163V22L162 21H166V20H163L162 18H163V16H161V19H160V17H158V14L156 15L155 14V12H156V10ZM162 9V10H161ZM214 9H213V12H211V10L210 9H207V10H209V12H210V14L211 13H213V14H211V15H209V16H213V15H216V14H214V12L217 10H215L214 11ZM240 9V10H239ZM260 9V10H261ZM148 11V12H150L153 16H151V17H153L152 19H151V21H150V17L148 18L147 17V19H149V23L146 25V23H145V25L146 26H143V25H141V27H140V25H139V27H138V25H136L137 27H135V25H133V26H129V22H131L130 21V19H128L129 18V16L131 15V14H133L134 12L136 13V16H142V14H143V11ZM155 10V11H154ZM167 10V11H166ZM190 10H193L192 8H190ZM195 10H197V9H195ZM200 10V9H199ZM202 10V9H201ZM204 10V9H203ZM202 10V11H203ZM222 10V9H221ZM261 10V11H262ZM31 11V10H30ZM157 11V12H158ZM157 16H154V14ZM156 12V13H157ZM165 12H163L164 14H165ZM195 12V11H194ZM205 12H207V11H205ZM209 12H207V13H209ZM226 12V11H225ZM47 13V12H46ZM46 13H44V15L42 14V16H38L37 18L38 19H43V20H45V19H48L49 17V15H47ZM149 13V14H150ZM203 13H204V11H203ZM216 13H217V11H216ZM138 14V15H137ZM166 14H168V12L166 13ZM221 14V13H220ZM2 15H4V14H2ZM39 15H41V14H39ZM146 15V14H145ZM190 15V14H189ZM223 15V14H222ZM1 16V15H0ZM34 16H35V14H34ZM37 16V15H36ZM35 16V17H36ZM131 16H133V15H131ZM204 16H206V15H204ZM209 16H207L208 17V19H209ZM220 16V15H219ZM4 17V16H3ZM216 17L217 18H220V17H218V15H216ZM216 17H210L211 19H213V18H216ZM133 18V17H132ZM189 18V17H188ZM36 19V18H35ZM50 19H51V15H50ZM165 19V18H164ZM206 19V18H205ZM208 19H206L207 21H208ZM213 20H215V19H213ZM211 21V20H210ZM177 22H179V24L177 23ZM189 22V21H188ZM187 22V23H188ZM204 22H206L205 20H204ZM203 22V23H204ZM230 22V21H229ZM228 22V24L227 25H229L230 23ZM202 23V24H203ZM27 24H29L28 22H27ZM140 24V23H139ZM188 24H190V22L188 23ZM187 24V25H188ZM214 24V23H213ZM224 24V26H226V23L224 22L223 23ZM25 25V24H24ZM179 25H181V27H179ZM186 25V26H187ZM191 25V24H190ZM235 25L236 26H240V25H242V24H240V25H237V23H235ZM26 26V25H25ZM193 26V25H192ZM206 26V25H205ZM209 26V25H208ZM210 26H214L215 28L217 27V25L215 26V25H211L210 24ZM209 26V27H210ZM28 28L26 29V30H28L30 27H29V25L27 26ZM219 27V26H218ZM220 27H221V25H220ZM223 27V26H222ZM229 27V26H228ZM242 27H243V25H242ZM18 28V27H17ZM181 28V29H180ZM192 28V27H191ZM191 28H188L189 30L191 29ZM193 28H195V27H193ZM192 28V29H193ZM200 28V25L198 26V28L197 29H199ZM214 28V29H215ZM223 28H225V27H223ZM227 28V27H226ZM225 28V29H226ZM232 28V29H233ZM239 28V27H238ZM25 29V28H24ZM31 29V28H30ZM196 29V28H195ZM207 29V28H206ZM219 29H221V28H219ZM225 29H223V30H225ZM239 29H241V28H239ZM215 30H217V29H215ZM13 31H15V30H13ZM197 31H200V30H197ZM204 31V32H203ZM222 31V30H221ZM229 30H228V28H227V32H228ZM232 31H234V32H232ZM111 32V33H110ZM190 32V31H189ZM203 32V33H202ZM217 32H219L218 30L216 31V33ZM223 32V34H224V32L225 31H222ZM103 35H102V34ZM110 33V34H109ZM206 33H208V32H206ZM229 33V32H228ZM227 33V34H228ZM254 32H252L251 34H253ZM255 33H257V32H255ZM222 34V35H223ZM230 34H228V36H230ZM248 36H253L252 38L251 37H248ZM91 37V41L89 40V41H87L86 42V40H87V38L89 37V36ZM186 36V37H187ZM208 36V35H207ZM208 36V37H209ZM224 36V38H227V40L226 41H228V38L229 37H226V33H225V35H223ZM181 37V36H180ZM210 37H209V39L207 40V41H209V42H211L210 41ZM262 37V36H261ZM58 38V37H57ZM60 38V37H59ZM98 38H106L107 39V42H105L104 41V43H100L99 41H97V39ZM224 38H222V40L224 39ZM237 38V39H236ZM252 40H251V39ZM258 38H260L259 36H258ZM54 39H56V37L54 38ZM153 39H157V41H155L153 44H151V41L153 40ZM202 39V40H201ZM241 39H242V41H244V43H242V41H241ZM260 39H262V38H260ZM58 40V39H57ZM56 40V41H57ZM59 40H61V39H59ZM58 40V41H59ZM64 40V39H63ZM63 40H61V41H63ZM47 41H49V42H47ZM57 41V42H58ZM182 41V40H181ZM184 41H186V42H184ZM225 41V42H226ZM256 41V42H255ZM263 41V40H262ZM262 41H260V42H262ZM60 42V41H59ZM78 42H81V43H84V42H86L85 43V45H87L86 47H88L89 48V50H90V53L87 55V53L84 55V58H81V57H79V55L81 56V55H83V53L85 52V50H84V52L83 51H81V52H83L82 54H79L80 52H79V49L78 50H76L77 52H78V54L77 53H75V46L73 45V44H75L76 45V43H78ZM223 42H224V40H223ZM183 43H185V44H183ZM205 43H206V41H205ZM204 42H203V44H205ZM221 43H222V41H221ZM228 43V42H227ZM242 43V45H240ZM215 44V45H214ZM237 44H238V46H237ZM57 45V44H56ZM74 46V48H72L73 46ZM79 45H80V43H79ZM78 45V46H79ZM84 45V44H83ZM200 45V44H199ZM198 45V46H199ZM214 47H213V46ZM220 46L221 45H223V44H219ZM218 45V46H219ZM226 45H228V44H226ZM152 46H154L155 48H154V50L152 49L151 51H150V53H149V51H148V54H147V50H149ZM204 46H206V45H204ZM207 46H206V48H207ZM216 46V47H215ZM224 46H225V43H224ZM261 46H264V44L262 43L261 44ZM79 47H81V46H79ZM200 47H201V45H200ZM247 47V48H246ZM248 47L250 48V49H248ZM15 48V47H14ZM17 48V47H16ZM15 48V49H16ZM20 48V47H19ZM77 48V47H76ZM153 48V47H152ZM221 51H218V49ZM261 48V49H260ZM21 49H23V48H21ZM26 49V48H25ZM203 49V48H202ZM222 49H223V46H222ZM247 49V50H246ZM253 49L255 50L256 49V51L258 50V49H260L261 50V56H262V58H260V51H259V53H258V55H256L255 56V54H257V52H253V55H252V51H253ZM88 50V51H89ZM166 50H167V52H166ZM169 50V51H168ZM17 51V50H16ZM28 51V50H27ZM12 52V51H11ZM18 52H20V50L18 51ZM86 52H87V50H86ZM113 52V53H112ZM166 52V53H165ZM168 52H171L170 54H167ZM223 52H224V54H223ZM227 52H229V53H227ZM263 52V53H262ZM8 53V52H7ZM6 52H5V54H7ZM15 53V52H14ZM22 53H23V51H22ZM24 53H26V52H24ZM28 53V52H27ZM26 53V54H27ZM220 53H222L221 55H220ZM227 53V54H226ZM9 54V53H8ZM12 54V53H11ZM25 54V55H26ZM77 54V55H76ZM162 54H164V56L162 55ZM172 54H173V56H172ZM12 55H15V54H12ZM170 56L171 57V59H169V60H167L166 59V57L167 56ZM176 55V56H175ZM205 55H208V56H205ZM4 56V55H3ZM8 56V55H7ZM17 56V55H16ZM15 56V57H16ZM76 56H77V58H76ZM86 56V57H85ZM162 56H163V58H162ZM201 56V55H200ZM254 56V57H253ZM15 57H13L12 56V58H15ZM17 57H19L20 58V60H22V64H21V70L23 69L24 71H26V72H30V71H28L29 69H28V67H30L33 63L35 64V62H36V57H35V55H31V54H29V56H28V54L26 55V56H24V55H21V54H19ZM16 57V58H17ZM24 57H25V59H26V57H27V59L24 61L23 59H24ZM79 57V58H78ZM172 57H177V60H175V59H173ZM257 59H256V58ZM260 58V60L261 61H259L258 59ZM1 58H3V57H1V55H0V59ZM9 58V57H8ZM14 59L15 61L17 60V59ZM81 58V59H80ZM251 58H254L255 60H256V62H254L253 63V66H255L254 64L255 63H257L258 64V66L260 67H256V71H255V68L253 69V72L252 73H254V79L252 80L251 79V81H250V85H251V88H249L250 90H248L247 89V91L248 92H246V93H249V91H251L250 93H253L254 92V96L251 94V96H249V98H247V100H246V103L244 102L245 101V99H244V103L242 104V103H238V101L237 102H234L235 104H234V108L233 107H230L231 109L229 110V108H228V110H224V109H222V108H220V105L218 104V103H220L218 100H221V98L220 99H218L219 97H217V101H215V103L217 102V105H215V107L216 108H218L219 110H218V112H217V110L214 112H212V113H210L209 111L211 110V109H209L208 110V108H206V109H204V111H202L201 109H203V108H201L200 109V105L198 106V101H202V102H204V101H206L205 99H210L211 101L212 100H214L216 97V95H215V93L216 92H219V93H217V95H220V91L221 90H223V92L225 91L226 92V94L227 95H229L230 94V92L231 91H233L232 89H233V85H234V82L236 83L238 80L237 79H239V77H240V75H241V72L243 71V70H245L246 68L245 67H247V66H249L250 65V61H251V63L253 62L252 60H251ZM7 59V58H6ZM10 59H11V57H10ZM198 59V58H197ZM202 59V60H203ZM2 60V59H1ZM1 60H0V62H1ZM207 60H206V62H207ZM254 60V61H255ZM4 61V60H3ZM208 61V62H209ZM259 61V62H258ZM11 64L13 63L12 62V59H11ZM18 62V61H17ZM164 62H167V65L164 63ZM202 62V61H201ZM200 62V63H201ZM51 63V64H50ZM199 63V62H198ZM214 63V64H213ZM216 63H218V64H216ZM8 64H9V60H8ZM16 64V63H15ZM15 64H13V65H15ZM19 64H20V62H19ZM38 64V63H37ZM76 64V65H75ZM165 64L166 66H163V65ZM207 64H209V63H207ZM216 64V65H215ZM44 65V64H43ZM51 65V66H50ZM160 65H161V70H159V68H160ZM2 66V65H1ZM36 67V66H35ZM37 67H38V65H37ZM41 67V66H40ZM1 68V67H0ZM12 68L13 67H11V70H12ZM34 68V67H33ZM10 69V68H9ZM27 69V70H26ZM37 69V68H36ZM41 69V68H40ZM200 69V70H201ZM238 69H240V71L238 70ZM1 71L0 72H2V68L0 69ZM13 70H14V68H13ZM17 70V69H16ZM22 70V71H23ZM34 70H35V68H34ZM237 70L240 72V74H236L237 73ZM20 71V70H19ZM49 71H51V70H49ZM143 71L145 72V71H148L149 73H146L145 75H142L141 76V73H143ZM158 71H160V73L158 74V77H157V79H156V81L155 82H153L154 81V78H156V75H157V73H158ZM5 72V71H4ZM18 72V71H17ZM35 72H38V70L37 71H35ZM14 73H16V72H14ZM33 73V72H32ZM41 73V72H40ZM46 73V72H45ZM52 73V72H51ZM51 73H46L45 74V76H47V75H49L48 77H49V79H50V81H48L49 82V86H45L46 88H47V95H44L43 96V94L40 96V98L42 99H40L42 102H43V104L41 105V107H40V105H39V107H40V112L41 113H43V115H45L44 114V112L46 113H49V114H47L48 116H52L53 115V113L55 112V111H57L59 108H61V106L62 105H64L66 102L68 103V98H69V93H70V95H71V93L73 92L74 94H76L75 93V91H74V87H68L69 85L67 84V82H66V85H65V83H63L62 81L60 82L59 80H55V79H51L52 77H50V75L52 76V74ZM243 73V72H242ZM5 74V73H4ZM4 74H2L1 73V75H3L4 76ZM12 74V73H11ZM18 74V73H17ZM20 74V73H19ZM28 74V73H27ZM26 74V75H27ZM30 74V73H29ZM37 76H38V73H35ZM10 75V74H9ZM16 75V74H15ZM42 76H44L43 74H41ZM55 74H53V76H54ZM19 76V75H18ZM33 76V75H32ZM243 76V75H242ZM5 77H7V76H5ZM11 77V76H10ZM10 77H9V79H10ZM13 77V76H12ZM11 77V78H12ZM22 77H24V76H22ZM30 77V76H29ZM33 77H35V76H33ZM32 77V78H33ZM38 77H41V76H38ZM47 77V78H48ZM8 78V77H7ZM42 78H44V77H42ZM47 78L45 79V80H47ZM248 78V77H247ZM9 79H7L8 80V82H10L9 81ZM16 79V78H15ZM14 79V80H15ZM19 79H21V77L19 76ZM34 79V78H33ZM48 79V80H49ZM97 79H95L96 80V82L98 83V80ZM7 80H6V78L4 79V77L2 78L1 76H0V91H5L4 89H5V87H6V85L8 84L7 83ZM51 80H54V81H51ZM237 80V81H236ZM248 80V79H247ZM263 80V81H262ZM40 81V80H39ZM38 81V82H39ZM42 81V80H41ZM40 81V82H41ZM59 81V82H58ZM213 81H216L217 83L216 84H212V82ZM246 81V80H245ZM249 81V80H248ZM47 82V81H46ZM94 82V81H93ZM150 82H153L152 83V85H151V87H149V88H146V86H147V84L148 83H150ZM239 82V81H238ZM248 83V82H247ZM210 84V85H209ZM249 84V83H248ZM46 85H48V84H46ZM246 85V84H245ZM8 86V85H7ZM235 86V85H234ZM244 86V85H243ZM217 87H219L220 89V91H218V88ZM250 87V86H249ZM8 88V87H7ZM7 88H6V90H7ZM11 88V87H10ZM9 88V89H10ZM14 88V87H13ZM13 88H12V90H13ZM44 88V87H43ZM45 88V89H46ZM68 89V90H67ZM15 90V89H14ZM113 90V89H112ZM2 91V92H3ZM67 91H68V93H67ZM238 91V90H237ZM222 92V91H221ZM241 92V91H240ZM7 93H8V91H7ZM10 93H12V92H10ZM39 92H37V94H38ZM72 93V94H73ZM80 93V92H79ZM78 93V95L79 96H81V94H79ZM210 93L212 94L211 96H210ZM229 93V94H228ZM234 94H235V91L233 92ZM238 93V92H237ZM236 93V94H237ZM245 93V92H244ZM4 94V93H3ZM36 94V95H37ZM45 94H46V92H45ZM207 94H209V98L208 97H206V96H208ZM14 95H16V94H14L13 93V95L12 94H7V97L5 98V100H4V102H3V104H4V106H5V108L7 107L8 108V106L10 105V104H12V101L14 100V98L12 99V97L14 96ZM77 94L75 95V96H78ZM84 95V94H83ZM79 96L77 97V99L79 98ZM245 96V98L247 97L246 96V94L244 95ZM253 96V97H252ZM5 97V96H4ZM16 97V96H15ZM33 97H35V96H33ZM38 97V96H37ZM112 97V96H111ZM114 97V96H113ZM206 97V98H205ZM221 97H225V96H223V95H221ZM31 98H32V96H31ZM81 98V97H80ZM79 98V99H80ZM89 98V99H90ZM98 98V97H97ZM228 98V102L230 101V99H229V97H227ZM2 99H3V97H2ZM73 99V101L75 102V100L77 101V99H75L74 100V98H72ZM79 99H78V101H77V104H75V105H77V109L75 110V108H74V110H75V117L76 118H74L73 116H74V114H70V112H68V110L69 109H71V107L67 110V109H65V111H62L59 115H61V117L58 119V117L55 115V117L56 118H54L53 116V118L54 119H56V120H58L57 122H56V120H55V122L54 123H51L52 121L51 120H54V119H52L51 118V120L49 119L50 117H48L47 115V117H48V119H45V118H47V117H45V118H43V115L40 113V114H37V113H35L34 112V116H35V114H37L36 116H38V117H34V116H32V118L34 119V120H36V123H35V125L37 124L38 126H40L39 127V129L36 131V132H34V130L35 129H32L31 127H33L32 126V124H31V122L29 123L28 122V125L30 124L31 125V130H30V128H29V126L28 125H23V124H21V123H19L18 121V123L15 121V120H13L14 118L12 117H9V118H7L8 119V122H9V120L10 121H12V127H14L16 130V132H18V130H20V129H24V130H27V133H28V131H30L29 133L32 135V133L34 132V133H36V134H38V135H40L39 133H40V131H42V129L44 128V127H52L53 129H59L60 131H64L60 136H62V137H60V138H62L63 139V142H65L64 144H65V147L67 148V149H64L65 150V152H67L68 151V149L69 150H71L72 152H71V154H69V153H64V158H63V160H62V162H58L57 161V167H58V170H59V175H58V177L57 178H61L60 177V171L62 170L63 172L62 173H64L65 171H67L68 170V168L70 167L68 164H70L71 163V158L72 159H77V160H79L80 161V159L81 158H83V155H84V148H83V144H87V143H82V142H85V141H82V137H84L82 134L84 133V132H86L87 133V129L85 128V125H86V123H84L85 121H84V119H82L83 118V114H84V112L82 111V110H80V108H79V110H78V103L80 102L79 101ZM240 99H242V98H240ZM71 100V99H70ZM81 100V99H80ZM222 100H224L223 98H222ZM1 101H3V100H1ZM40 101V102H41ZM72 101V102H73ZM234 101V100H233ZM233 101H230V104H231V102H233ZM73 102V103H74ZM82 102V101H81ZM89 102V101H88ZM90 102V103H91ZM201 102V103H202ZM208 102H210V101H208ZM223 102V101H222ZM221 102V103H222ZM228 102H227V104H225V105H228ZM241 102V101H240ZM1 103V102H0ZM14 103V102H13ZM73 103H72V105H73ZM76 103V102H75ZM210 103H213V104H215L214 102H210ZM236 103H238V104H241V106H235L236 105ZM2 104V105H3ZM71 104V103H70ZM86 104V103H85ZM88 104V103H87ZM194 104L197 106V107H199V109L201 110V111H199V109L198 108H196L195 106H194ZM200 104V103H199ZM204 104V103H203ZM205 104H207V102L205 103ZM212 104V105H213ZM229 104V106H232V105H230ZM90 105V104H89ZM89 105H87L86 106V108L89 106ZM211 105V106H212ZM242 105H243V107H245V105H247L245 108H247L248 109V111L245 109V108H243L242 107ZM260 105H262V104H260ZM11 106V105H10ZM181 106V105H180ZM214 106V105H213ZM229 106H227V107H229ZM76 107V106H75ZM165 107H167L166 109H168V110H163ZM201 107H203L202 105H201ZM205 107H209V106H206L205 105ZM242 107V108H241ZM262 107V106H261ZM63 108V107H62ZM214 108V107H213ZM257 108H258V106H257ZM9 109V108H8ZM14 109V108H13ZM88 109V108H87ZM104 109V110H103ZM187 109V108H186ZM253 109V108H252ZM67 110V111H66ZM99 110V111H98ZM103 110V111H102ZM171 110V109H170ZM190 109H189V111H191ZM192 110V111H193ZM206 110V111H205ZM254 110V109H253ZM59 111H60V109H59ZM70 111V110H69ZM173 111V110H172ZM193 111V112H194ZM251 111V110H250ZM68 112V113H67ZM170 112V111H169ZM186 112H188L187 110H186ZM253 112V111H252ZM251 112V113H252ZM156 113V112H155ZM168 113V112H167ZM188 113H190V112H188ZM254 113V112H253ZM6 114H8V113H6ZM10 114V113H9ZM52 114V115H51ZM56 114V113H55ZM66 114H68V115H66ZM191 114H192V112H191ZM65 115L66 116H69V115H71V118L69 119V118H67V120H66V118H65ZM109 115H104V116H106L105 118H107V116H109ZM157 115V114H156ZM6 116V115H5ZM5 116L3 117V118H5ZM12 116V115H11ZM14 116V115H13ZM82 116V117H81ZM84 116H86V113H85V115ZM99 116H101V115H99ZM103 116V117H104ZM113 116V118H115ZM7 117V116H6ZM70 117V116H69ZM73 117V118H72ZM103 117H101V119L103 118ZM81 118V119H80ZM109 118V117H108ZM107 118V119H108ZM111 118V117H110ZM195 118H197V117H195ZM32 119V120H33ZM68 119H69V121H68ZM182 119H183V117H182ZM198 119V118H197ZM1 120H3V119H1ZM4 120H6V118L4 119ZM34 120H33V122H34ZM7 121V120H6ZM13 121H15V122H13ZM84 121V122H83ZM87 121V120H86ZM95 121H97V119L95 120ZM109 121V120H108ZM106 122V123H109V122ZM32 122V123H33ZM174 122H175V120H174ZM199 122V121H198ZM96 123H98V122H96ZM100 123H102L101 122V120H100ZM117 123V122H116ZM116 123H115V125H116ZM25 124H27V123H25ZM34 124V123H33ZM93 124H95L94 122H93ZM110 124V123H109ZM175 124V123H174ZM188 124V125H187ZM36 125V126H37ZM90 125V124H89ZM159 125V124H158ZM166 125V124H165ZM176 125H178V124H176ZM178 125V126H179ZM206 125V124H205ZM88 126V125H87ZM91 126V125H90ZM89 126V127H90ZM93 127L95 126V125H92ZM97 126V125H96ZM95 126V127H96ZM111 126V125H110ZM179 126V127H180ZM199 126V125H198ZM112 127V126H111ZM115 127V126H114ZM177 127V126H176ZM28 128H29V130H28ZM174 128H175V126H174ZM189 130H188V129ZM90 129H92V130H90L91 131V134H93V128H90ZM98 129V128H97ZM113 129V128H112ZM95 130V129H94ZM110 127H109V132H110ZM173 129H171V131H172ZM98 131V130H97ZM99 131H100V129H99ZM194 131V132H193ZM21 132V131H20ZM39 132V133H38ZM122 132V131H121ZM121 132H120V135H121ZM126 132H128V131H126ZM11 133V132H10ZM22 133V132H21ZM72 134L74 137H72V139L70 138V137H68L69 136V134ZM89 133V132H88ZM98 133V132H97ZM124 133V132H123ZM122 133V134H123ZM13 134V133H12ZM12 134H11V136H12ZM16 133H14V135H15ZM65 134V135H64ZM90 134V135H91ZM100 134V133H99ZM109 134V133H108ZM116 134V133H115ZM126 134H129V133H126ZM9 135V134H8ZM14 135L12 136L13 137V140H14V138L16 137V135H15V137H14ZM29 135V134H28ZM94 135V134H93ZM93 135H92V138H93ZM65 136H67V138L65 137ZM123 136H125V134L123 135ZM175 136V137H176ZM58 137V138H59ZM85 137H86V135H85ZM111 137V136H110ZM114 137H117V135H113V138ZM121 137V136H120ZM167 137H170V141H172V142H170L168 139H167V141L168 142H166V138ZM8 138V137H7ZM65 138V139H64ZM87 138V137H86ZM91 138V137H90ZM98 138V139H99ZM118 138V137H117ZM67 139H68V141L70 140V143H67ZM116 138H114V140H115ZM176 139H177V141H176ZM5 140V139H4ZM88 140V139H87ZM87 140H86V142H87ZM91 140V139H90ZM5 141H6V143H5ZM5 141H3V143L1 142L0 143V156L2 157H0L1 159H3V156L2 155H4V158L6 157V158H8V160H4V162L5 163H1V159H0V186L1 185H3V184H5V183H8V185H10L11 187H13V191H11L12 192V200H11V198L9 197L8 199L9 200H11V202L10 201H8V202H10V204L9 203H7V201H5L4 203H7V204H9V208H10V210L8 211L7 209V214L9 213L10 215H8V216H10L12 219H13V221L15 220L16 222H15V224H13L12 222V224L10 223L9 224V222H10V217L8 218V217H6L7 218V221H8V223L7 222H5L6 220H4L3 219V217H2V215L0 214V251L1 250H5V252H8V254L10 255L11 254V258H13L14 259V263L15 264H50L49 263V259H50V261H51V258L49 257V255H51V257H52V252H50L51 254H49L48 256H47V250L49 249V244H50V238L47 236V234H46V232H47V226L48 225H51V224H49V221L48 220H46V221H48L47 223H48V225H47V223L45 222V219H44V217H43V221L45 222V224H46V226L45 225H38V223L39 222H36L33 218H35L36 216H37V214H36V216L34 215H32L31 217H30V213H28V211L30 210V209H28L27 210V212H25L26 213V215L23 213L24 211L23 210H25V209H23L22 207V205H23V203H22V201H21V199H22V197L23 196H26L25 195V193H27V192H29V190L31 191L30 193L32 194L34 191H35V193L34 194H36V190L38 189V190H40L42 193V196L44 197L43 199L45 200V201H47L48 203L46 204L45 203V201H43L44 203H42V204H46L45 205V208H46V206L47 205H49V207H51V206H53V205H50V204H52V203H50V201L49 200H51L50 199V197H49V194H51V193H56L57 192V190L56 189H58L59 187H60V185L58 186V184H59V181L61 180V179H67L66 177L65 178H61V179H59V181L58 180H55V179H52V174L51 173H47L48 171H43V168H42V170H39L38 168L39 167H45L46 165H47V167H48V163H49V156H53V155H51V154H49L48 153V151L46 152V151H44V152H46V154L48 153V155H45V154H42L43 152L41 151V154H40V152H39V154H40V156L39 157H41L39 160L38 159H34V160H28V162H24L25 160L27 161V159H23V157H27V155L26 154H24V152L22 153L21 152V155L22 154H24V155H26V156H23L22 157V159L23 160H21V162H18V160H16V158H14V157H12V155H11V153L12 152H14V154L16 153V151L19 149L18 148V146L20 145H18V146H15V145H12L11 143H13V142H8V141H11V139L9 138V140L7 141V139L5 140ZM89 141V140H88ZM92 141V140H91ZM29 142V145H32L31 143H30V141H28ZM95 142V141H94ZM93 142V143H94ZM15 143V142H14ZM21 143V142H20ZM96 143H97V141H96ZM101 143H98V144H101ZM253 143V142H252ZM25 144H28V143H25ZM46 144V143H45ZM62 144V143H61ZM64 144H63V146H64ZM218 144V145H219ZM239 144V143H238ZM237 143H236V145H238ZM38 145H40V144H38L37 143V147H40V149L42 148L41 146H38ZM211 145V144H210ZM235 145V146H236ZM23 146V145H22ZM24 146H26V145H24ZM34 146H35V144H34ZM43 146V145H42ZM46 146V145H45ZM104 146H106V145H104ZM20 147V146H19ZM28 147V150L30 149V147L31 146H27ZM62 147V146H61ZM234 147V146H233ZM240 147V146H239ZM239 147H237V148H239ZM243 147V146H242ZM21 148H23L24 149V147H21ZM26 148V147H25ZM31 148H36V146L35 147H31ZM236 148V147H235ZM237 148H236V150H237ZM246 148V147H245ZM23 149H21V151L23 150ZM33 149V150H34ZM37 149V148H36ZM39 149V148H38ZM37 149V150H38ZM247 149V148H246ZM28 150H24L25 152L27 151L28 152ZM42 150V149H41ZM43 150H44V146H43ZM62 150V149H61ZM63 150V151H64ZM67 150V151H66ZM239 150V149H238ZM244 150V149H243ZM30 151H32V149L30 150ZM60 151V150H59ZM62 151V152H63ZM33 152V151H32ZM38 153L37 151H34L33 153ZM61 152V153H62ZM69 152V151H68ZM19 153H20V151H19ZM19 153H16V154H19ZM36 153H35V155H36ZM13 154V153H12ZM38 154V155H39ZM111 154V153H110ZM32 155V154H31ZM62 155V154H61ZM19 156H20V154H19ZM33 156V155H32ZM37 156V155H36ZM38 157V158H39ZM113 157V156H112ZM158 157V155L157 156H154V160L156 159ZM161 157V158H162ZM5 158V159H6ZM28 158V157H27ZM33 158V157H32ZM52 158V157H51ZM50 158V159H51ZM19 159V158H18ZM28 159H30V158H28ZM158 159V158H157ZM20 160V159H19ZM202 160H207L208 161V164L207 165H204V166H202V169H198V170H196V165L199 163V162H201ZM3 162V161H2ZM70 162V163H69ZM77 162V161H76ZM19 163V164H18ZM21 163V164H20ZM157 163V162H156ZM18 164V165H17ZM71 164H73V163H71ZM50 165V164H49ZM22 167H23V169L24 170H27V174L29 173V176H25L24 174H22V173H20V170H22ZM46 168V167H45ZM154 169V168H153ZM70 170V169H69ZM155 170V169H154ZM29 171V172H28ZM159 171V170H158ZM71 172V171H70ZM155 172V171H154ZM160 172V173H161ZM235 172V171H234ZM66 173V172H65ZM8 175L9 176H13L12 177V179L10 178V179H8ZM51 175V176H50ZM153 175H155L154 173H153ZM160 175V174H159ZM233 175V174H232ZM25 176V177H24ZM146 176V175H145ZM145 176H143L144 178H145ZM156 176H157V174H156ZM54 177H56V176H54ZM143 177H140V178H143ZM29 178V179H28ZM56 178V179H57ZM147 178V177H146ZM155 178V177H154ZM17 180L16 182L14 181V180ZM32 179V180H31ZM153 179V178H152ZM29 180H31V181H33V184H34V181H35V184L36 185H33L32 183L29 185L32 189H33V187H36L34 190H31V188L30 189H26V182ZM53 180H55V181H57V183L55 182V181H53ZM111 180V179H110ZM113 180V179H112ZM111 180V181H112ZM11 181H13V182H15V183H12ZM30 181V182H31ZM68 181V180H67ZM110 181V182H111ZM114 181V180H113ZM53 182L54 183H56L57 184V186H55L56 184H54V186L55 187H53ZM64 182V181H63ZM63 182H60V183H63ZM102 182L103 181H101L100 183L102 184ZM110 182H108L109 184H110ZM116 181H114V183H115ZM138 182V181H137ZM67 183L68 182H66V185H67ZM107 183V184H108ZM133 184H135L136 185V183L135 182H132ZM139 183V182H138ZM148 183V182H147ZM29 184V183H28ZM65 184V183H64ZM100 184V186H101V188H102V185ZM112 184V183H111ZM131 184V183H130ZM129 184V185H130ZM132 184V185H133ZM143 184H144V182H141V186H143ZM146 184V183H145ZM144 184V185H145ZM6 185V184H5ZM66 185H64V186H66ZM69 185V184H68ZM67 185V186H68ZM99 185V184H98ZM103 185H105V184H103ZM115 185H117L116 183H115ZM131 185V186H132ZM186 185V187H184ZM108 186V185H107ZM140 186V187H141ZM10 187V188H11ZM62 187V186H61ZM71 187V186H70ZM74 186H72V188H73ZM105 187V186H104ZM111 187V186H110ZM115 188V191H116V186H114ZM121 187V191L122 190H124L125 188H122V186L120 185L119 186V188ZM127 187V186H126ZM134 187H136V186H132V189H134L135 190V188ZM146 187V186H145ZM7 188V187H6ZM9 188V189H10ZM51 188H56V189H54V190H56V192H52V191H54V190H52ZM67 188V187H66ZM106 188V187H105ZM104 188V189H105ZM128 188V187H127ZM1 189V188H0ZM8 189V188H7ZM8 189V190H9ZM65 189V188H64ZM103 189V188H102ZM103 189V190H104ZM109 189V188H108ZM150 189V188H149ZM28 190V191H27ZM51 190V191H50ZM133 190V191H134ZM1 191V190H0ZM33 191V192H32ZM72 191H73V189H72ZM107 191H109V190H107ZM126 191V190H125ZM130 191V190H129ZM39 192V191H38ZM49 192H51V193H49ZM74 192V191H73ZM110 192V191H109ZM118 192V191H117ZM117 192H113L114 194L116 193L117 194ZM127 192V191H126ZM29 193V195H31ZM129 193H132V192H129ZM38 194H40V192L38 193ZM57 194V193H56ZM111 194V193H110ZM120 194H122V193H120ZM119 194V195H120ZM119 195H117V197L116 198H118V196ZM126 195H127V193H126ZM32 196V195H31ZM38 196V195H37ZM56 196V195H55ZM116 196V195H115ZM121 196V195H120ZM119 196V197H120ZM33 197H34V195H33ZM53 197V196H52ZM57 197V196H56ZM130 197V196H129ZM29 198V197H28ZM37 198V197H36ZM106 198V197H105ZM109 198V197H108ZM1 199V198H0ZM57 199V198H56ZM60 199V198H59ZM111 199V198H110ZM120 199V198H119ZM124 200H125V198H123ZM228 199H229V197H228ZM2 200V199H1ZM0 200V202H2ZM24 200V199H23ZM31 200V199H30ZM33 200V199H32ZM31 200V201H32ZM107 200H109V199H107ZM121 200H122V198H121ZM150 200V199H149ZM100 201V200H99ZM103 201V200H102ZM101 201V202H102ZM144 201V200H143ZM143 201H141V204L143 203ZM146 201V200H145ZM151 201V200H150ZM235 201V200H234ZM24 202V201H23ZM28 202V201H27ZM27 202H26V204H27ZM37 201L35 200V203H36ZM62 202H65V201H63V199H62ZM61 202V203H62ZM101 202L99 203V204H101ZM104 202V201H103ZM113 202V201H112ZM121 202V201H120ZM119 202V203H120ZM140 202V201H139ZM148 202V201H147ZM30 203V202H29ZM29 203H28V207H29ZM32 203V202H31ZM35 203H33V204H35ZM54 203V202H53ZM60 203V204H61ZM66 203V202H65ZM104 203H106L105 205H104ZM102 205H104V206H106V208L108 209V208H110L111 209V207H110V202L109 201H107V202H104ZM124 203H126L127 204V200H126V202H124ZM128 203H130V201H129V198H128ZM146 203V202H145ZM0 204H3V203H0ZM7 204H6V208H8L7 207ZM98 204V203H97ZM98 204V205H99ZM114 204V203H113ZM123 204V203H122ZM121 204V205H122ZM125 204V205H126ZM5 204H3L2 205V207L4 208L5 206H4ZM62 205V204H61ZM112 205V204H111ZM114 205H116V204H114ZM113 205V206H114ZM120 205V206H121ZM131 205V204H130ZM129 205V206H130ZM140 205V204H139ZM146 204H144L143 206H145ZM153 205L154 204H148V205H146L147 207H153ZM232 205H234V204H232ZM26 206L27 205H25L24 207L26 208ZM63 206V205H62ZM67 206H69V205H67ZM101 205H99V207H100ZM126 206H128V205H126ZM141 206V205H140ZM145 206V207H146ZM158 206V205H157ZM222 206V208L221 209H223L225 212H227L226 210L228 209V211H229V208H230V206H231V200L229 199V200H227V198H226V201H225V199H224V204L223 205H221ZM27 207V208H28ZM33 207H35V205L33 206ZM49 207H48V209H49ZM102 207V206H101ZM130 207H133V206H130ZM147 207L145 208V212L147 213V211L149 210H146L147 209ZM232 207V206H231ZM45 208H43V210L45 209ZM124 209H126L125 207H123ZM234 207H232V209H233ZM23 209V210H22ZM37 209V208H36ZM47 209V208H46ZM45 209V210H46ZM47 209V210H48ZM51 209V208H50ZM34 210V209H33ZM122 211H123V213H122V216L124 215V211H126V210H123V209H121ZM141 208L138 206V204L136 205V208H135V212L134 213H139V212H141V211H143V210H141ZM50 211V210H49ZM69 211V210H68ZM108 211H110L111 212V210H108ZM113 211V210H112ZM204 211V210H203ZM0 212H3V211H0ZM31 212V211H30ZM36 212V211H35ZM130 212H132L133 213V208H132V211L130 210ZM201 212V213H200ZM219 212V211H218ZM38 213V212H37ZM43 213V212H42ZM49 212H47V213H45L46 215L48 214ZM112 213V212H111ZM119 213L121 214V212L119 211ZM3 215H4V217H5V213H2ZM27 214H29V216L27 215ZM119 214V215H120ZM141 214V213H140ZM236 214V213H235ZM46 215H43V216H45L46 217ZM109 215V214H108ZM112 215H113V213H112ZM134 217H135V215L134 214H132ZM147 215V214H146ZM221 215V214H220ZM7 216V215H6ZM23 216H25L26 217V219H27V217H30V218H28V219H30L31 220V218L35 221H33L34 222V226H36L35 228H37V231H38V227L40 226V230H39V233H41L40 234V236L38 237L37 235V233H34V234H37L36 236H34L31 232H30V230H29V232L31 233H26V234H28L27 236H28V238L30 237L29 236V234L32 236V237H30L31 239H26L27 237H25V238H23V237H21V235H20V233H19V229H22L23 227H24V225L25 224H23V219H24V217ZM48 216V215H47ZM122 216H120L121 218H122ZM125 216H126V213H125ZM133 216L131 217V218H133ZM49 217V216H48ZM120 217H119V219H120ZM124 217V216H123ZM127 217V216H126ZM125 217V218H126ZM222 217H224V216H222ZM236 217H238V216H236ZM235 217V218H236ZM47 218V217H46ZM12 219H11V221H12ZM37 219V218H36ZM112 219H114V218H112ZM123 220H125L124 218H122ZM122 219H120V221L122 220ZM25 220V219H24ZM123 220H122V222H123ZM128 220V219H127ZM131 220V219H130ZM191 220H192V218H191ZM238 220V219H237ZM23 221V222H22ZM32 221V220H31ZM118 223L117 224H119V225H121V227H122V222H120V221H118V220H116ZM126 221V220H125ZM235 221H236V219H235ZM120 222V223H119ZM130 222V221H129ZM128 222V223H129ZM27 223V222H26ZM35 223H37L36 225H35ZM51 223V222H50ZM127 223V222H126ZM149 223V222H148ZM147 223V224H148ZM236 223V222H235ZM8 225H10V226H8ZM89 225V224H88ZM87 225V226H88ZM33 226V227H34ZM77 226V225H76ZM218 226V225H217ZM221 226V225H220ZM26 227V226H25ZM89 227H90V225H89ZM93 227V226H92ZM252 229H253V227H254V223H251V226H250ZM30 228V227H29ZM28 228V229H29ZM34 228V229H35ZM45 228H47V229H45ZM32 229V228H31ZM49 229H50V226H49ZM74 229H78V228H74ZM84 229V228H83ZM81 230L82 229H78L77 231H79V232H77L76 230H74V233H73V235L75 236L77 233L78 234H80V232H81ZM84 230H86V227H85V229ZM90 230H92V228L91 229H89V230H87V231H90ZM141 230H143V233H144V229H141ZM146 230V229H145ZM149 230V229H148ZM18 231V233H16ZM33 231H35V230H33ZM61 231L64 233V234H66V229L65 230H59V232H60V235H62V233H61ZM83 231V230H82ZM147 231V230H146ZM36 232V231H35ZM84 232V231H83ZM140 232V231H139ZM256 232V231H255ZM255 232H253V233H251V231H249V232H245L244 234H243V236L241 237V240L242 241H244V242H246V243H248V245H249V241L252 239V237H255L254 235H256L255 234ZM22 233V232H21ZM23 233H25L24 231H23ZM48 233H49V231H48ZM149 233H150V231H149ZM258 233H260V232H258ZM67 234H69V232L67 231ZM77 234V235H78ZM82 234V236H83V233H81ZM81 234H80V236H81ZM138 234H140V233H138ZM137 234V235H138ZM145 234V233H144ZM148 234V233H147ZM71 237H73L72 236V232H71ZM125 235H127L126 233H125V231H124V233H123V235H121V236H124L125 237ZM146 235V234H145ZM144 235V236H145ZM149 235V234H148ZM193 235V234H192ZM197 235H196V237H197ZM232 235V234H231ZM258 235V234H257ZM25 236V235H24ZM51 236H52V234H51ZM64 236V235H63ZM3 237H4V239H3ZM78 237H79V235H78ZM140 237H143V235H140ZM149 237V236H148ZM221 237V236H220ZM228 237H230V236H228ZM228 237H224V235L222 236V238H225V239H223V240H221L222 238H220L219 239V237H218V241L220 240L221 241V243H223L225 240H227V239H230L231 238V240H232V237H230V238H228ZM258 237V236H257ZM260 237V236H259ZM258 237V238H259ZM75 238H76V236H75ZM80 238V237H79ZM145 238V237H144ZM143 238V239H144ZM147 238V237H146ZM209 238V239H208ZM250 238V239H249ZM80 239H82L83 241V245H85L87 242H89V240L88 241H86V239H83L82 237L80 238ZM127 239H129L128 238V236H127ZM141 239V238H140ZM199 239V238H198ZM201 239V238H200ZM216 239V238H215ZM255 239V238H254ZM52 240V239H51ZM93 240H95V238H92V240L91 241H93ZM212 241H214L213 239H211ZM238 240V239H237ZM236 240V241H237ZM260 240V239H259ZM3 241H4V243H3ZM53 241V240H52ZM211 241V242H212ZM223 241V242H222ZM228 241V240H227ZM230 241V240H229ZM241 241V242H242ZM252 241V240H251ZM6 242V243H5ZM41 242H42V245H41ZM93 242H95V241H93ZM215 242V241H214ZM213 242V243H214ZM240 242V246L241 247H239L240 248V254H239V256L238 255H236L235 256V258L236 259H238V262L235 260L234 261V263L233 264H235V262L237 263V264H245L246 263V261L248 260V259H245L246 257H248L247 256V254H245V252H244V250L242 249L243 247H244V245H243V243H241ZM53 243V242H52ZM51 243V244H52ZM129 243V242H128ZM201 243V242H200ZM203 242H202V245L204 244ZM216 243V242H215ZM220 243V244H221ZM227 243V242H226ZM257 243V242H256ZM88 244H91V252H94L95 253V251H97L98 250V252H99V250L101 249V248H97V247H95V246H93L92 245V243H88ZM94 244V243H93ZM219 244V243H218ZM224 244V245H223ZM222 245L223 246H225L226 247V244L225 243H223ZM96 245V244H95ZM217 245V244H216ZM228 245V244H227ZM52 246V245H51ZM50 246V247H51ZM86 246V245H85ZM97 246V245H96ZM232 246V245H231ZM230 246V247H231ZM255 246V245H254ZM5 247V248H4ZM42 247H43V249H42ZM99 247H102V246H100L99 245ZM147 247V246H146ZM170 247H172V245L170 246ZM202 247H204V245L202 246ZM233 247V246H232ZM231 247V248H232ZM235 247V246H234ZM248 247H250V246H248ZM247 247V248H248ZM40 248H41V250H43L42 252H41V254L40 255H38V250H39V253H40ZM176 247H174V249H175ZM178 248V247H177ZM209 248H210V246H209ZM215 248H217V247H214V250H215ZM224 248V247H223ZM227 248V247H226ZM226 248H224L225 250H226ZM230 248V251L227 249V251L230 253L231 251H232V249H236V248H232L231 249ZM251 248V247H250ZM253 248V247H252ZM250 249L251 250V253L252 254H255L256 255V251L255 250H253V249ZM255 248V247H254ZM51 249H52V247H51ZM85 250H86V247L84 248ZM148 249V248H147ZM169 249V248H168ZM172 249V248H171ZM223 249V250H224ZM256 249V248H255ZM102 250L104 251V248H102L101 250H100V253L102 252ZM105 252H107L108 250L105 248ZM150 250V249H149ZM170 250V249H169ZM182 250V249H181ZM241 250H243V252L244 253H242V251ZM175 251L177 252V250L175 249ZM174 251V252H175ZM210 251V250H209ZM208 251V252H209ZM226 251V252H227ZM263 251V250H262ZM2 252V251H1ZM0 252V253H1ZM85 252V251H84ZM167 252V251H166ZM179 252V251H178ZM217 252H219L218 251V248H217ZM226 252H224L225 254H227ZM2 253H4V252H2ZM97 253V252H96ZM103 253L104 252H102L101 254L103 255ZM185 253V252H184ZM204 253H205V251H204ZM214 253V252H213ZM219 253H221V251L219 252ZM235 253H236V251H235ZM263 254H264V252H262ZM261 253V254H262ZM8 254L6 255V256H8ZM106 253H104V255H105ZM108 254V253H107ZM147 254V253H146ZM166 254V253H165ZM168 254H169V252H168ZM177 255H179L180 256V254H181V252L178 254V253H176ZM186 254V253H185ZM207 254V253H206ZM236 254H238V253H236ZM241 254H244V255H242L241 257H240V255ZM260 254V255H261ZM263 254L261 255V256H263ZM1 255V257H0V264H11V263H8V261H6L5 259H4V261L5 262H7V263H4V261L2 260L3 258H6V257H3V255L5 256V254H0ZM93 255V254H92ZM100 255V254H99ZM103 255V256H104ZM140 255V257H141V259L139 260V261H136L135 263H140V261H142V257L143 256H141V255H143V254H138V256ZM182 255V254H181ZM187 255V254H186ZM203 255V254H202ZM205 255V254H204ZM221 255H223V257L225 258V255L223 254V253H221ZM254 255V256H255ZM259 255V256H260ZM101 256V255H100ZM175 256V255H174ZM188 256V255H187ZM187 256H185V257H187ZM208 256V255H207ZM217 256H219V255H216V257ZM250 256V255H249ZM253 256V255H252ZM10 257V256H9ZM48 257H49V259H48ZM137 257V256H136ZM167 257V256H166ZM176 257V256H175ZM181 257L182 256H180V258H177V259H179V260H182L181 259ZM184 257V256H183ZM189 257H190V255H189ZM195 257V256H194ZM214 258V259H212L213 261H214V263L213 264H217V258ZM229 256H227V258H228ZM102 259H103V257H101ZM107 258H111V257H107ZM112 258H113V256H112ZM115 258V257H114ZM114 258H113V260H114ZM171 258V257H170ZM192 260H193V258H192V256L190 257ZM196 258V257H195ZM204 258V257H203ZM209 257H207V258H205V259H208ZM219 258V257H218ZM222 258V257H221ZM221 258H219V260H220V263L222 262L223 263V261H221ZM223 258V259H224ZM230 258H232V257H229V259ZM53 259H54V256H53ZM130 261H131V259L130 258H128ZM133 259V258H132ZM155 259V258H154ZM161 259V258H160ZM163 259V258H162ZM201 259V258H200ZM199 259V262H201V260ZM210 259V258H209ZM215 259L217 260V261H215ZM233 259V258H232ZM231 259V260H232ZM107 260V259H106ZM112 260V259H111ZM185 260V259H184ZM197 260H198V258H197ZM196 260V261H197ZM211 260V259H210ZM211 260V261H212ZM9 261H12V260H10L9 259ZM120 261V260H119ZM122 261H124V263L126 264V262L125 261H127V260H123L122 259ZM129 261V262H130ZM159 261H162V260H159ZM164 261V260H163ZM166 261V260H165ZM164 261V262H165ZM168 261V260H167ZM176 261V260H175ZM178 261V260H177ZM186 261H188V260H186ZM189 261H190V259H189ZM188 261V262H189ZM203 261V260H202ZM226 261H228V259L226 260L225 259V261H224V263L226 262ZM51 262H53V260L51 261ZM57 262V261H56ZM63 262V261H62ZM128 262V261H127ZM128 262V263H129ZM147 262V261H146ZM183 262V261H182ZM194 262V261H193ZM199 262H197L198 264H202V263H199ZM204 262H206V260L204 261ZM219 262V261H218ZM58 263V262H57ZM127 263V264H128ZM179 263V262H178ZM177 263V264H178ZM53 264V263H52ZM55 264V263H54ZM58 264H60V263H58ZM62 264H64V263H62ZM122 264V263H121ZM142 264V263H141ZM226 264V263H225ZM228 264H229V262H228Z\"/></svg>",
    "mask_w": 264,
    "mask_h": 264
}]
</instances>
